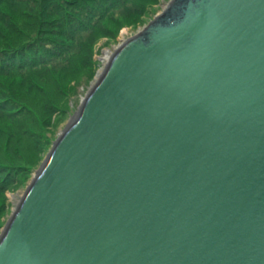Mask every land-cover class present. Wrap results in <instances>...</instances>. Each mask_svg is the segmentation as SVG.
Masks as SVG:
<instances>
[{
  "label": "water",
  "instance_id": "1",
  "mask_svg": "<svg viewBox=\"0 0 264 264\" xmlns=\"http://www.w3.org/2000/svg\"><path fill=\"white\" fill-rule=\"evenodd\" d=\"M12 215L0 264H264V0H172Z\"/></svg>",
  "mask_w": 264,
  "mask_h": 264
},
{
  "label": "trees",
  "instance_id": "2",
  "mask_svg": "<svg viewBox=\"0 0 264 264\" xmlns=\"http://www.w3.org/2000/svg\"><path fill=\"white\" fill-rule=\"evenodd\" d=\"M29 1L34 0H0V149L8 161L3 163L0 159V190H5L12 181H22L15 163L31 146V135H36L37 127L30 122L33 114L38 116L41 112L36 102H44L46 111L41 113L44 117L58 110V99L51 96L52 92L69 95L67 82L76 81L92 70L94 44L104 36L114 37L120 26L137 24L158 3V0H42L36 11H30ZM29 25L32 32L37 30L35 37H31ZM46 31L57 34L53 36ZM18 84L32 91L29 94L22 91L19 99L12 90ZM39 96L42 100H38ZM3 107L7 114H3ZM17 111L21 115L13 120L11 117ZM8 120L16 124L11 128L6 125L5 129L1 125ZM45 123H49L46 118Z\"/></svg>",
  "mask_w": 264,
  "mask_h": 264
},
{
  "label": "rangeland",
  "instance_id": "3",
  "mask_svg": "<svg viewBox=\"0 0 264 264\" xmlns=\"http://www.w3.org/2000/svg\"><path fill=\"white\" fill-rule=\"evenodd\" d=\"M41 1L42 0H37L36 4H34L35 0L31 3L29 1V3L31 4L29 5L30 11L34 9V11H36ZM171 2L172 0H158V3L149 8L147 15H145V17L142 18L137 24H127L124 26H120L119 28H117L118 30L117 33H115L114 37L109 38L104 36L100 38L93 46L92 51L95 64H93L92 70L85 72L84 77L82 76L83 79L81 77L80 79L76 80L77 82H67V87L70 89L69 95L68 93H58L57 95L55 91L52 92L51 96L58 99V110L56 109L57 111L53 110V112H50V114H46L44 117L43 114H41L46 111L44 109V102H36V106L41 110V112H39L38 116L33 114L30 120L32 126H34V128L37 127L36 135H31V146L27 151L24 152V154L18 156L19 159L15 163V169L18 170L19 177H22V181H12L8 183V187L5 190H0V236L6 229L8 221L13 216L12 214L19 206V202L24 196L26 189L29 187L36 174L41 170V166L47 159L48 154L50 153L54 145V142L60 137L63 130L72 122L73 117L79 111V107L81 106L84 98L92 90V88L95 86V82L103 74L108 60L116 52V49H118L128 40L137 36L141 31H143L148 26L150 21L161 15L163 10L166 9ZM30 16L31 18H34V15ZM30 27L31 25L28 26L29 30ZM50 28L51 27H43L41 29ZM45 33L56 36L55 34H57V31L56 33H53L51 31H46ZM37 34V30H35V32L31 31V37H35ZM21 85L22 84L15 85L12 89L13 91L15 90L16 96L19 99H21L20 96L22 97V91L26 94H29L32 91L30 87ZM64 86H66V84ZM65 97V100L59 102ZM38 100H42V98H40L39 96ZM12 105L15 104L12 103ZM1 110L3 114H7V111H5V107H3V109ZM20 112L21 111L15 112V114L11 118L13 120L18 119L21 115ZM45 118L49 122L48 124L45 123ZM8 121L9 122L5 123L4 126H1L5 127L6 129V125H10L11 128L14 124H16L12 120ZM22 136H24V134H22ZM0 159L3 163H8V161L6 160V153H2L1 149Z\"/></svg>",
  "mask_w": 264,
  "mask_h": 264
},
{
  "label": "bare ground",
  "instance_id": "4",
  "mask_svg": "<svg viewBox=\"0 0 264 264\" xmlns=\"http://www.w3.org/2000/svg\"><path fill=\"white\" fill-rule=\"evenodd\" d=\"M166 5H167V4H166ZM169 5H170V4H169ZM169 5H168V6H169ZM168 6H167V7H168Z\"/></svg>",
  "mask_w": 264,
  "mask_h": 264
}]
</instances>
